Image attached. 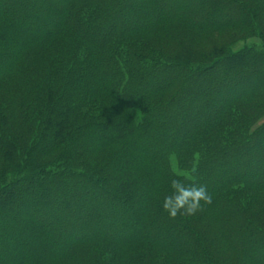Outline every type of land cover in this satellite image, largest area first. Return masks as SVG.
I'll use <instances>...</instances> for the list:
<instances>
[{"label": "trees", "instance_id": "obj_1", "mask_svg": "<svg viewBox=\"0 0 264 264\" xmlns=\"http://www.w3.org/2000/svg\"><path fill=\"white\" fill-rule=\"evenodd\" d=\"M227 31L264 0H0V264H264V48ZM171 179L212 203L170 218Z\"/></svg>", "mask_w": 264, "mask_h": 264}, {"label": "rangeland", "instance_id": "obj_2", "mask_svg": "<svg viewBox=\"0 0 264 264\" xmlns=\"http://www.w3.org/2000/svg\"><path fill=\"white\" fill-rule=\"evenodd\" d=\"M125 18V17H123ZM128 23H132V21L128 20ZM212 39L214 40L215 45L221 47H227V49H229L230 52L232 53H236L239 52L240 50L244 49V48H256L258 50H262L264 48V44L263 41L259 38H252V39H246L243 40V38L239 37L238 33L236 32H232V31H227L225 33H212L211 34ZM204 46V44H203ZM196 94H198V91H195ZM196 103H200L201 101H199V99L195 100ZM175 130V129H172ZM170 165H171V169L172 171L178 175V176H187L190 177V174L188 171L186 170H181L179 169L178 166V161L177 158L175 156H172L170 158ZM246 159L243 161L245 162ZM261 162L260 159L257 158H253L252 161L250 163H246V166L248 167V170L250 171H260V169L258 168V163ZM67 191V189H64ZM32 196L35 197V194H31ZM66 195V194H65ZM101 195V194H100ZM62 195H60L61 197ZM102 196V195H101ZM70 197V196H69ZM68 197V198H69ZM98 198L96 197V200ZM31 208V207H30ZM19 210V207L17 206L16 208L13 209L14 213H16V211ZM66 220L59 222L57 224H55L54 222L50 225L51 227V231H53L54 233H63L65 235H70L72 237L78 238V233H75L76 231H70L69 227L67 226V223H70L71 220L77 218L79 220L80 223H84L85 219L84 217H81L80 215L75 216V215H71V214H66L65 216ZM55 217L54 216H48L47 214L43 213L41 214L40 217H38L39 220L43 221V220H47V221H52ZM109 220V218H108ZM111 221L113 223L118 224V222H120V218L117 219H111ZM131 221L130 216H128V218L126 219V222ZM163 259V258H162Z\"/></svg>", "mask_w": 264, "mask_h": 264}, {"label": "clouds", "instance_id": "obj_3", "mask_svg": "<svg viewBox=\"0 0 264 264\" xmlns=\"http://www.w3.org/2000/svg\"><path fill=\"white\" fill-rule=\"evenodd\" d=\"M212 196L205 186L186 185L179 179H171L170 192L164 197L163 209L170 218L192 217L202 209L203 205H210Z\"/></svg>", "mask_w": 264, "mask_h": 264}]
</instances>
